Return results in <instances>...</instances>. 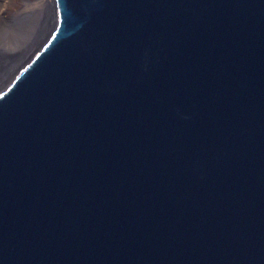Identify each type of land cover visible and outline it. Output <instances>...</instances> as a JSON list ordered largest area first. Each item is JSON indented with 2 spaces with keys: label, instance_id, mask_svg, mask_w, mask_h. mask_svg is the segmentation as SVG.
Here are the masks:
<instances>
[{
  "label": "water",
  "instance_id": "95a60500",
  "mask_svg": "<svg viewBox=\"0 0 264 264\" xmlns=\"http://www.w3.org/2000/svg\"><path fill=\"white\" fill-rule=\"evenodd\" d=\"M0 264H264V0H13Z\"/></svg>",
  "mask_w": 264,
  "mask_h": 264
},
{
  "label": "bare ground",
  "instance_id": "6f19581e",
  "mask_svg": "<svg viewBox=\"0 0 264 264\" xmlns=\"http://www.w3.org/2000/svg\"><path fill=\"white\" fill-rule=\"evenodd\" d=\"M13 0H0V21L4 20Z\"/></svg>",
  "mask_w": 264,
  "mask_h": 264
}]
</instances>
